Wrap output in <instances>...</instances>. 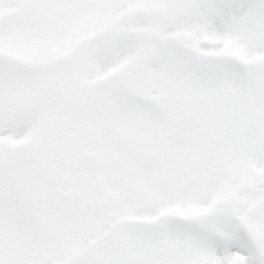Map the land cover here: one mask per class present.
I'll return each mask as SVG.
<instances>
[{
    "label": "snow or ice",
    "instance_id": "obj_1",
    "mask_svg": "<svg viewBox=\"0 0 264 264\" xmlns=\"http://www.w3.org/2000/svg\"><path fill=\"white\" fill-rule=\"evenodd\" d=\"M0 264H264V0H0Z\"/></svg>",
    "mask_w": 264,
    "mask_h": 264
}]
</instances>
